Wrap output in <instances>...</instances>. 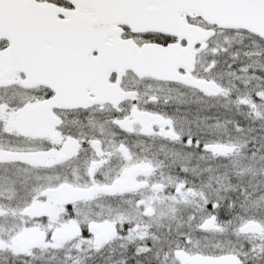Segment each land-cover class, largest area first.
<instances>
[{"label": "snow or ice", "instance_id": "obj_1", "mask_svg": "<svg viewBox=\"0 0 264 264\" xmlns=\"http://www.w3.org/2000/svg\"><path fill=\"white\" fill-rule=\"evenodd\" d=\"M0 264H264V0H0Z\"/></svg>", "mask_w": 264, "mask_h": 264}]
</instances>
